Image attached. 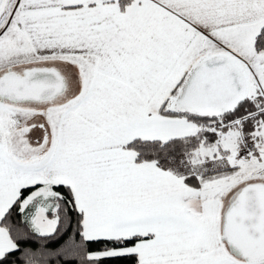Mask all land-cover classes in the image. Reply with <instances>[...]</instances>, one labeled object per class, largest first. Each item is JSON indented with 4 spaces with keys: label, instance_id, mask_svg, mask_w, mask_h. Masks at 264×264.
Wrapping results in <instances>:
<instances>
[{
    "label": "snow or ice",
    "instance_id": "6c2138e0",
    "mask_svg": "<svg viewBox=\"0 0 264 264\" xmlns=\"http://www.w3.org/2000/svg\"><path fill=\"white\" fill-rule=\"evenodd\" d=\"M0 264H264V0H0Z\"/></svg>",
    "mask_w": 264,
    "mask_h": 264
}]
</instances>
